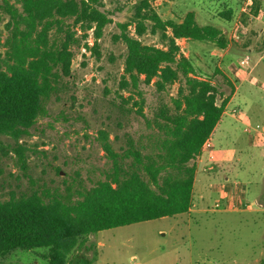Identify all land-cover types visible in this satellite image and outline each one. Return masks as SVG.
Wrapping results in <instances>:
<instances>
[{"label": "rangeland", "instance_id": "obj_1", "mask_svg": "<svg viewBox=\"0 0 264 264\" xmlns=\"http://www.w3.org/2000/svg\"><path fill=\"white\" fill-rule=\"evenodd\" d=\"M140 1L100 0V10L112 22L98 41L99 55L84 44L74 48L72 76L63 79L61 90L48 105V114L40 117L20 141L26 149L24 168L10 150L16 146L14 140L0 138L8 150V155L0 150V198L32 190L76 194L81 187L90 189L105 181L112 161L102 147V132L111 140L115 152L126 148L129 136L149 148V135L155 131L153 120L164 107L174 112L173 99L181 83L161 92L154 82L148 85L143 80L137 90L122 87L127 50L116 36L121 33L119 24L125 23L130 24L129 33L135 34L133 16ZM148 1L163 20L180 22L188 12H194L200 25H214L225 33L230 42L226 49L207 42L177 41L181 54L192 61L196 74L217 84L218 104L231 93L223 75L234 84L230 65L236 69L237 64L241 67L244 57H250L251 67L243 69L246 75L242 74L235 84L233 102L202 155L207 159L211 149L233 151L234 156L228 161L239 163L224 168L217 173V179L209 181L220 185L229 175L230 181L245 185V198L260 207L216 210L217 191L206 193L207 177L198 172L193 198L196 206L189 213L91 235L69 256L67 264H260L264 261V148L244 132V125L236 121L232 111L241 106L248 112L251 123L264 126V15L260 19L253 15L254 4L253 17H248L243 12L248 0ZM256 1L264 11V0H253ZM229 12L231 16L227 15ZM8 20L0 10V57L7 50ZM238 22L248 31L246 39L239 43L231 40V31ZM78 33L81 35L82 31ZM87 35L85 42L92 47L94 29ZM141 40L160 48L166 45L159 34L148 33ZM257 79L260 83L255 85ZM0 264L49 262L47 250L41 248L12 252L0 257Z\"/></svg>", "mask_w": 264, "mask_h": 264}, {"label": "trees", "instance_id": "obj_2", "mask_svg": "<svg viewBox=\"0 0 264 264\" xmlns=\"http://www.w3.org/2000/svg\"><path fill=\"white\" fill-rule=\"evenodd\" d=\"M100 6V0H0V10L9 17L7 50L0 57V138L14 140L16 146L10 150L23 168L26 149L20 141L48 114L63 79L72 76L74 48L84 44L99 55L98 41L112 22ZM259 10L256 1L254 14ZM133 22L134 35L125 23L119 24L121 33L116 36L127 50L121 85L137 90L143 80L148 85L154 82L161 92L180 82L174 112L160 109L149 148L129 136L126 148L115 152L109 137L100 133L112 168L105 181L90 189L81 187L66 195L32 190L0 198V257L44 248L49 264H67L91 235L185 215L194 206L198 159L222 120L235 85L222 74L231 93L218 104L217 84L196 74L177 41L207 42L219 49L230 42L218 27L200 25L194 12L180 22L163 20L148 0L136 5ZM92 29L90 47L85 41ZM148 33L159 34L166 45L145 44L141 38ZM0 150L8 155L1 140Z\"/></svg>", "mask_w": 264, "mask_h": 264}, {"label": "built area", "instance_id": "obj_3", "mask_svg": "<svg viewBox=\"0 0 264 264\" xmlns=\"http://www.w3.org/2000/svg\"><path fill=\"white\" fill-rule=\"evenodd\" d=\"M253 0H248L243 8V12L248 14V17H251L252 9L254 7ZM253 13V12H252ZM257 19H260L264 15V11L260 9L257 14H253ZM253 17V16H252ZM247 28L241 22L235 24L234 28L231 31V40L239 43L246 39L247 37ZM240 68L247 71L250 66V57H244L240 62ZM255 85L260 83L258 79L254 82ZM263 85V84H262ZM232 114L235 118L239 121L245 123V132L252 136L254 140H257L259 143L261 142L262 147L264 148V126L259 123L252 124L246 122L247 114L242 108H235L232 111ZM209 147L210 140L204 145ZM204 148V147H203ZM213 158V156H211ZM244 184L234 181H225L219 185L217 190L218 198L215 201L214 208L216 210H226V211H233V210H250L252 208H258L260 205L257 202L247 200L245 198V190Z\"/></svg>", "mask_w": 264, "mask_h": 264}, {"label": "crops", "instance_id": "obj_4", "mask_svg": "<svg viewBox=\"0 0 264 264\" xmlns=\"http://www.w3.org/2000/svg\"><path fill=\"white\" fill-rule=\"evenodd\" d=\"M224 33V32H223ZM225 34V33H224ZM184 40V39H183ZM236 69H233L232 68V65H230L229 67V70L231 72V76H233L234 78V85L238 83V80L241 78L242 74H245L246 73L244 72L243 69H241L238 64L235 66ZM235 87H237L235 85ZM236 94V93H235ZM232 96V98L230 99L229 103L227 104L226 106V109H228L231 105V103L233 102V99H234V95ZM235 108H242L241 106H236L233 108V110ZM243 109V108H242ZM246 113H248L246 110H244ZM228 111L226 110L225 113H227ZM224 113V114H225ZM234 117V116H233ZM236 121L237 122H240L244 125V132H245V123L242 122V121H239L237 118H236ZM246 122H249L251 123L250 121V117L247 116V119H246ZM220 124V123H219ZM218 124V125H219ZM252 124H255L254 122H252ZM217 125V127H218ZM217 127L215 128L212 136L215 134V131L217 129ZM247 134V133H246ZM249 137V136H248ZM247 145H249V141L247 140ZM264 151V150H262ZM211 156H213V158H211ZM234 156L233 154V151H227V150H216V149H211L209 150L208 152V158L207 159H204L203 158V155H201V157L198 159V170H197V173L198 172H201L203 173L206 177H207V181H206V184H205V190H208L209 193L212 194L213 191H217L218 188H219V184L217 181L213 182V183H210L209 179L212 180L214 178L217 179V177L219 176V174L217 173H221V170H223L224 168H228L230 166H232L233 164H236V163H239V162H234V161H228L230 160L232 157ZM208 172V173H207ZM210 172V173H209ZM198 181L197 179V174H196V180H195V183ZM214 181V180H212ZM225 181H230L229 179V175L228 176H225L224 177V181L222 183H224ZM208 182V183H207ZM231 182V181H230ZM215 194V193H214ZM196 205L194 204V207ZM191 211V210H190Z\"/></svg>", "mask_w": 264, "mask_h": 264}]
</instances>
